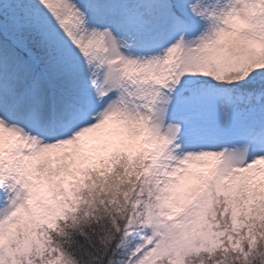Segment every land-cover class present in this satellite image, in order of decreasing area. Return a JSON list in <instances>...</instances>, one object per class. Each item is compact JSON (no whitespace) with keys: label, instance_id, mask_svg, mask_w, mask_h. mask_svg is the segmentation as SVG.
<instances>
[{"label":"snow or ice","instance_id":"6c2138e0","mask_svg":"<svg viewBox=\"0 0 264 264\" xmlns=\"http://www.w3.org/2000/svg\"><path fill=\"white\" fill-rule=\"evenodd\" d=\"M0 264H264V0H0Z\"/></svg>","mask_w":264,"mask_h":264}]
</instances>
